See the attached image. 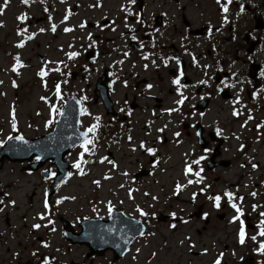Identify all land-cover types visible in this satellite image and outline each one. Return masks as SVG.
Returning <instances> with one entry per match:
<instances>
[{
  "label": "flooded vegetation",
  "instance_id": "1",
  "mask_svg": "<svg viewBox=\"0 0 264 264\" xmlns=\"http://www.w3.org/2000/svg\"><path fill=\"white\" fill-rule=\"evenodd\" d=\"M225 2L0 0V28L6 32L0 51L10 63V77L33 67L39 83L51 84L53 93L60 85L51 105L61 110L73 96L86 110L91 99L99 102V120L83 127L82 115L79 130L98 124L88 134L94 146L126 149L137 167L119 173L131 176L133 192L106 197L99 192L72 208L73 178L99 181L100 187L119 172L122 162L114 153L81 162L83 175L74 167L83 143L67 162L2 159L0 264H264L259 235L264 221V0H232L227 13ZM25 14L27 19H18ZM73 52L79 55L70 58ZM88 70L99 72L93 91L90 82L74 91L72 82L85 79ZM5 91L0 89V95L7 98ZM15 106L9 110L12 124L0 123L5 142L0 149L9 136L39 135L27 134ZM59 116L50 112L47 132ZM78 150L80 160L71 161ZM172 163L183 166L181 176L171 175ZM189 165L193 171L186 173ZM14 172L19 176L11 179ZM188 174L193 183L186 202L192 212L181 195ZM25 176L33 177L26 181L33 192L23 194L22 201L15 191ZM227 193L233 194L231 200ZM190 222L185 229L182 224ZM107 223L119 227L112 238L104 234ZM142 228L144 235L136 236ZM104 244L111 247L104 250Z\"/></svg>",
  "mask_w": 264,
  "mask_h": 264
},
{
  "label": "rangeland",
  "instance_id": "2",
  "mask_svg": "<svg viewBox=\"0 0 264 264\" xmlns=\"http://www.w3.org/2000/svg\"><path fill=\"white\" fill-rule=\"evenodd\" d=\"M5 33L6 32L0 28V42L3 44V47L4 41H2V35ZM32 60H36V57H33ZM9 64L10 63L8 61V58L0 51V78L4 82L3 84L0 83V89H5V92L7 94V98H4L0 95V123L5 124L8 127L12 124L9 110H12L15 105H10L9 102H14L16 104L15 107H18V110H16L18 118L24 123V128L27 134L35 136L36 134L41 135L46 133L49 129V117L52 108L51 102L53 101L52 98H58L56 92L53 93L51 84H49L48 86V84L43 85L39 83V80L36 79L33 67L24 70L21 77H10V73L6 71L8 70L7 67L9 66ZM86 75L87 76L85 79L79 78L77 81L72 82V85L75 87V89H73L74 91L76 90L77 92H80L81 86L85 85L87 82L91 83V91H93L96 80L99 76V72H90V70H88ZM11 80H16L18 85L17 89L10 85ZM86 107L88 108V110L83 117V127L88 126L91 123V120L99 118V102L94 103V100L91 99V102H89V104H86ZM31 125L33 127H31ZM0 128H2V126ZM90 148H93V146L91 145ZM103 153H114V156L117 157L116 160L122 162V164H120V168L118 169L119 172H116V174L109 179H104L100 187H98L97 184H93L92 181L79 179L76 177L73 178L69 193H71V195L73 196V200L75 199L76 201L72 200V208H78L81 200L84 197L99 196V192L104 197H106L110 195L109 193L111 192V194L118 193L122 196H126L127 193H131L134 191V185L131 176L128 177L119 174H122V169H125V167H129L131 169V172L132 170L137 169V167L134 168V166L130 164L129 151L126 149L115 150L114 148H111V151H109L105 147L99 150L98 142V147L94 146L93 150L88 153L87 158H85L84 160H96L98 162L99 156ZM69 158L71 161L80 160L79 150L70 155ZM97 168L99 169V164H97ZM182 170L184 171L183 166H175V164L173 163L169 169L170 172L172 171L171 175L173 177L181 176ZM18 176L19 172H14L9 175L11 179ZM167 176L168 172L167 175H163V177ZM29 178H31L30 180L34 181L33 177H23L22 182L15 191V195L18 196L22 201H24V197L22 196L23 194L33 192L31 190L32 185L26 184V181H28ZM154 178L155 177L151 178V180L153 181ZM190 180V174L186 175L183 178L182 181L184 184H186V187L181 190V195L185 200L184 207L187 208V212H192V206L187 203L190 202L189 199L192 194V184L189 183ZM159 181L161 180L159 179ZM167 182H169V177L167 179ZM153 191L159 192V186H154ZM74 195H77L78 199H76ZM191 223L192 222L182 225H184V228L187 229L190 227L187 225Z\"/></svg>",
  "mask_w": 264,
  "mask_h": 264
},
{
  "label": "water",
  "instance_id": "3",
  "mask_svg": "<svg viewBox=\"0 0 264 264\" xmlns=\"http://www.w3.org/2000/svg\"><path fill=\"white\" fill-rule=\"evenodd\" d=\"M81 111L82 102L78 101L76 97L71 98L63 110L64 115L60 117L51 132L34 139L24 138L23 141L14 138L0 151V161L5 157L14 161H25L27 159L31 160L35 155H39L41 163L50 159L57 162H67L64 161L65 155L85 139L83 133L86 131L81 134L78 127ZM66 167L69 169V166ZM56 186L57 183H54L53 187ZM107 225H110V223H107ZM118 228V225H110L107 231H104V234L110 235L112 238ZM96 229L99 232V226ZM140 233L141 231L136 236ZM109 247L111 246L104 244V250L109 249Z\"/></svg>",
  "mask_w": 264,
  "mask_h": 264
},
{
  "label": "snow or ice",
  "instance_id": "4",
  "mask_svg": "<svg viewBox=\"0 0 264 264\" xmlns=\"http://www.w3.org/2000/svg\"><path fill=\"white\" fill-rule=\"evenodd\" d=\"M22 2L25 3V4H28L29 0H22ZM133 2H135V0H133ZM231 3H232V0H226V2L223 4L222 11H223L224 13H227V12H228V5L231 4ZM4 7H7V3H5ZM2 12H3V9L0 8V13H2ZM18 19L21 20V21H23V20L27 19V16H26V14H25V15H21L20 17H18ZM65 19H67V17H65ZM71 30H72V29H65V31H71ZM53 31H55V25H53ZM29 39H31V37H29ZM133 39H135V37H133ZM20 46L22 47L23 45L21 44ZM77 55H79V53H75V52H73V53L70 54V58H71V57H75V56H77ZM56 70H59V69H56ZM182 74H183V73H181V75H182ZM40 75H41V76H46V75H47V72L42 70V71L40 72ZM175 83L179 84V80L177 79V80L175 81ZM149 87H151V86L149 85ZM60 93H61V88H60V85L57 84V85H56V95H57V96H60ZM42 99H44V98H42ZM85 99H86V97H85ZM178 103H181V104H182V103H183V99H182L181 101H178ZM86 111H87L86 109H82L81 114H82V115L85 114ZM170 111H175V109H172V110H170ZM52 112H53L54 116H55V114H57V113H58L59 115H61V116L64 115V112H63L61 109L57 108L56 106H53V108H52ZM237 114H238V113H237ZM13 116H15L14 113H13ZM97 120H99V118H97ZM51 123H52V121H49V124H51ZM98 126H99L98 124L93 125V126L89 127L85 133H83V136L85 137V139H84V143H83V145H82V147H83V152L81 153V160H80V161H77V163L74 165L75 168H77V169H81V162H83V163H87V161H84V160H83L84 153H89V152H91V151L93 150V148H94V140H93V139H89V138H88V134H89V133H95L96 130H97V128H98ZM161 131H162V130H161ZM177 135H179V134H177ZM13 139H14V137H12V136H9V137H8V140H13ZM15 139L23 141V140H24V137H23V136H17V137H15ZM129 139H131V138L129 137ZM3 143H5V142H4V141H0V145H2ZM89 145H92L93 148H90ZM142 146H143V145H142ZM148 151L154 153L155 150H154V149H148ZM37 159H40V157H37ZM195 163L198 164L199 161H196ZM253 167H255V165H254ZM192 171H193V169H192L191 165H189V166L187 167V169H186V173H191ZM201 171H202V170H201ZM83 174H84V173H83V170L81 169V175H83ZM195 174H196L197 176L200 175L199 172H196ZM52 175L55 176L56 173H52ZM69 175H71V173H69ZM197 182H199V181H197ZM96 183L99 184V181H96ZM189 183H193V181L190 180ZM226 195L229 197L230 200L233 198V194H232V193H227ZM252 195L255 196L256 193H252ZM220 199H221V198H220L219 196L215 197V200H216V206H217V207L220 206ZM241 199H242V198H241ZM45 206L48 207L47 201H46V203H45ZM232 207L235 208L236 211H237L240 215H243V213H242L240 207H239L237 204L233 203V204H232ZM109 210L111 211V208H110ZM145 215H146V213H145ZM261 215L264 216V213H261ZM233 219H234V220L240 219V216L234 217ZM241 225H242V226H241V229H240V242H241V243H244V240H245V230H244V227H243V221H241ZM34 227H35V228H40L41 225L37 224V225H34ZM173 227H175V225H173ZM140 235H144V233L141 232ZM259 235H260L261 237H264V221L261 222V227H260ZM251 239L255 240L256 237L253 236V237H251ZM260 251L264 252V243H262V244L260 245ZM216 264H220V261L218 260V261L216 262Z\"/></svg>",
  "mask_w": 264,
  "mask_h": 264
}]
</instances>
